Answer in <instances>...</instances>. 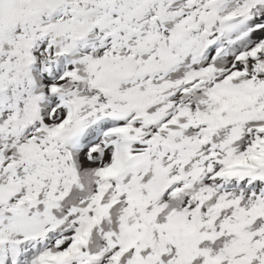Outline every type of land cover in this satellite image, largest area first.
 I'll return each mask as SVG.
<instances>
[{
  "label": "snow or ice",
  "instance_id": "6c2138e0",
  "mask_svg": "<svg viewBox=\"0 0 264 264\" xmlns=\"http://www.w3.org/2000/svg\"><path fill=\"white\" fill-rule=\"evenodd\" d=\"M0 264H264V0H0Z\"/></svg>",
  "mask_w": 264,
  "mask_h": 264
}]
</instances>
